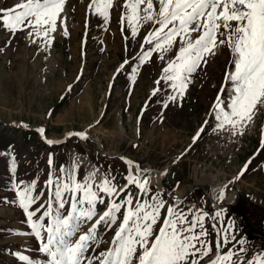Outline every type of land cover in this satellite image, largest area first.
<instances>
[{"label":"rangeland","instance_id":"374dc122","mask_svg":"<svg viewBox=\"0 0 264 264\" xmlns=\"http://www.w3.org/2000/svg\"><path fill=\"white\" fill-rule=\"evenodd\" d=\"M22 2L26 0H0V8H13ZM89 3L65 0L51 44L42 37L29 36L31 28L13 32L0 21V264H27L17 253L28 255L34 264H46L47 259L38 250L40 241L31 234L15 186L21 181L24 185L36 181L33 194L38 199L30 211L40 209L34 217L37 219L44 210L41 205L46 208L49 200L46 181L50 173L53 179L63 176L61 167L67 170L76 163L77 179L83 181L89 173L84 157L102 177H115L118 188L126 183V161H133L146 170L149 180L150 193L144 199L160 193L166 207L177 205L184 211L191 208L208 213L204 220L208 235L203 239L211 243L212 254L200 264H208L216 255L221 221L224 226L231 221L236 239L244 240L246 251L234 256V261L246 262L264 253V235L249 227L264 232V106L258 104L252 120L239 128L226 125L216 129L217 121L211 115L221 89H225L221 95L225 102L231 91V82L225 77L233 68V56L227 44L213 49L215 54H206L207 63L201 62L193 73L183 97L170 101L174 90L168 82L157 85L156 81L162 68L177 56L179 38L163 53V60L160 53H153L140 64L137 56L151 47L144 43V37L154 25L142 22L137 34L132 35L127 19L121 22V15L127 11L125 0H113L107 22L89 9ZM153 3L158 10L157 0ZM156 87L162 90L153 96ZM202 126L204 131L194 142ZM41 128L43 133L38 131ZM79 132L88 138L69 135ZM48 139L54 143H47ZM245 166L243 175L236 179ZM152 170L166 172L160 187L150 183ZM96 180L99 182L97 175ZM211 181L212 199L219 197L221 190L222 201L229 192L236 194V201L222 208V217L215 220L218 210L210 208L208 198ZM130 191L134 197L140 195L134 186ZM167 191L179 198H171ZM67 210L66 204L64 215ZM104 210V205L97 206L98 213ZM49 220L45 218L44 224ZM93 222L82 225L80 232H86ZM115 230V226L108 231L101 227L99 241L93 245L95 252L90 253L105 251ZM232 247L230 241L221 253Z\"/></svg>","mask_w":264,"mask_h":264},{"label":"snow or ice","instance_id":"6c2138e0","mask_svg":"<svg viewBox=\"0 0 264 264\" xmlns=\"http://www.w3.org/2000/svg\"><path fill=\"white\" fill-rule=\"evenodd\" d=\"M64 3L65 0H26L13 8H0V21L13 32L31 28L29 36L42 37L51 44V33L56 31ZM157 3L158 10L153 0H125L123 6L127 11L121 15V22L127 19L132 35L137 34L142 22L154 25L144 37V43L151 47L137 56L140 64L149 60L153 53H160L163 60V53L173 47L179 38L181 46L177 56L162 68V75L156 81L157 85L161 81L168 82L175 93L168 99L175 102L183 97L201 62L207 63L206 54H215L213 49L227 44L233 56L230 61L233 68L225 77L231 82V91H228L225 102L221 99L225 89H221L211 115L217 121L216 129H223L226 125L232 128L246 126L252 120L256 106H264V0H157ZM112 5L113 0H90L88 7L107 22ZM193 33L196 34L195 39ZM67 34L65 28L64 35ZM161 90L160 87L154 88L152 95ZM164 106L167 107V103ZM38 131L43 133L44 129ZM203 131L202 126L193 137L194 142ZM69 135L88 138L84 132ZM47 143L54 141L48 140ZM14 163L13 160L12 171L15 170ZM126 163L129 166L126 183L120 188L114 183L115 177L105 175L97 182L98 170L89 172L83 181L78 180L79 165L76 163L67 170L62 166L60 172L63 176L53 179L50 173L46 181L49 200L46 208L41 205L44 210L37 219L34 217L40 209L30 211L31 205L38 199L33 194L36 181L29 185L21 181L15 186L18 204L26 214L31 234L40 241L38 250L46 254V264H200L212 253L211 243L203 239L208 235L204 227L208 213L191 208L184 211L177 205L166 207L160 193L152 194L150 200L144 199L150 193L146 170L140 169L133 161L127 160ZM49 164H52L51 158ZM246 167L236 179L243 175ZM65 176L66 179L63 178ZM131 186L138 190L139 196H133ZM121 194H124L123 198L118 199ZM223 198L221 190L218 199ZM66 204L68 210L64 215L62 210ZM98 205L105 206L102 213L97 212ZM165 207L166 215L159 231L155 232ZM223 212V209L216 211L213 219L222 217ZM45 218H50L47 225L44 224ZM92 221L88 230L81 233V226ZM221 225L216 255L208 264H264V253L246 262L243 259L234 261V256L246 251L244 240L236 239L231 221L226 226L221 221ZM114 226L116 230L109 247L92 255L90 250L95 252L93 245L99 241L98 230L103 227L108 231ZM213 228L216 229V224ZM77 233L80 234L77 236ZM230 241L233 247L221 253V248ZM237 246H240L238 251H234ZM17 255L21 261L34 264L28 255Z\"/></svg>","mask_w":264,"mask_h":264},{"label":"bare ground","instance_id":"6f19581e","mask_svg":"<svg viewBox=\"0 0 264 264\" xmlns=\"http://www.w3.org/2000/svg\"><path fill=\"white\" fill-rule=\"evenodd\" d=\"M84 159H85L84 165H85V168H86L87 172H91L93 170H98L95 166L91 165V163L89 162L88 158L84 157ZM152 171L153 172H151V174H150V183L151 182L152 183H156V185L158 187H160V180L162 179L163 172H161L160 170H152ZM97 176L99 177V180L102 178L101 174L99 173V170L97 171ZM232 200H233V194H229L227 196V201L230 203V202H232Z\"/></svg>","mask_w":264,"mask_h":264},{"label":"water","instance_id":"95a60500","mask_svg":"<svg viewBox=\"0 0 264 264\" xmlns=\"http://www.w3.org/2000/svg\"><path fill=\"white\" fill-rule=\"evenodd\" d=\"M108 155H113V154H110L109 152H106ZM160 183L163 185L164 184V181L161 179ZM250 227V226H249ZM251 230H254V228H251ZM264 235V233H261Z\"/></svg>","mask_w":264,"mask_h":264},{"label":"flooded vegetation","instance_id":"af4514ba","mask_svg":"<svg viewBox=\"0 0 264 264\" xmlns=\"http://www.w3.org/2000/svg\"><path fill=\"white\" fill-rule=\"evenodd\" d=\"M254 233H257V232L254 231Z\"/></svg>","mask_w":264,"mask_h":264}]
</instances>
